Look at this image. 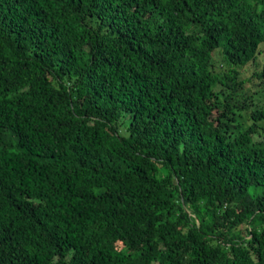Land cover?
I'll return each mask as SVG.
<instances>
[{"label": "trees", "instance_id": "1", "mask_svg": "<svg viewBox=\"0 0 264 264\" xmlns=\"http://www.w3.org/2000/svg\"><path fill=\"white\" fill-rule=\"evenodd\" d=\"M262 52L264 0H0V264H264Z\"/></svg>", "mask_w": 264, "mask_h": 264}, {"label": "rangeland", "instance_id": "2", "mask_svg": "<svg viewBox=\"0 0 264 264\" xmlns=\"http://www.w3.org/2000/svg\"><path fill=\"white\" fill-rule=\"evenodd\" d=\"M263 48V46H262ZM264 65V53L262 52L258 55L257 59L254 62L247 64L244 68L241 69V78L245 79V90L252 94L256 93L264 83V80H259L258 77L252 76L254 72H260Z\"/></svg>", "mask_w": 264, "mask_h": 264}]
</instances>
